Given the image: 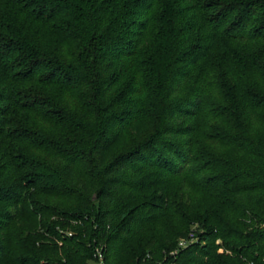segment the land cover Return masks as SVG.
Instances as JSON below:
<instances>
[{"label":"trees","instance_id":"1","mask_svg":"<svg viewBox=\"0 0 264 264\" xmlns=\"http://www.w3.org/2000/svg\"><path fill=\"white\" fill-rule=\"evenodd\" d=\"M153 218L176 231L144 240ZM100 244L104 264H264V0H0V264Z\"/></svg>","mask_w":264,"mask_h":264},{"label":"rangeland","instance_id":"2","mask_svg":"<svg viewBox=\"0 0 264 264\" xmlns=\"http://www.w3.org/2000/svg\"><path fill=\"white\" fill-rule=\"evenodd\" d=\"M153 193L157 194V193H160V191H157V188H152L151 190H147L142 194V198H140V200L145 201V200L150 199L151 195ZM182 202L185 204V207H184V212H182L181 215L186 217V215L188 214L187 207L189 205H191V203H194L195 201H194V199L185 197V199L182 200ZM32 210L33 209H31V211ZM25 219H26V221H29V217L25 216ZM38 219H42L41 215H38ZM154 219H157V218L151 219L148 222V224L144 227V230L142 232L144 240L147 238H150L153 235V233L157 229V226L160 230L167 231L170 235H172L173 232H175L177 229V222L175 220H171L168 218L161 219V220H154ZM14 230L17 234H19L22 231H24V228H23V226H21L20 223H18L15 226ZM204 231H206V228L204 227V225L201 222H199L198 220H196V221H194V223H192L190 225V230L188 231V233L187 232L186 233H187L188 239H190L189 241L194 242V241L200 240V236ZM161 235H162V233H161ZM191 238H193V240ZM182 242L183 241L180 238L178 240V248L177 249H181L184 247L185 244H182ZM221 242H222V240H221ZM222 251H223V249L220 250V252H222ZM158 263H160V261ZM172 264H176V263H172Z\"/></svg>","mask_w":264,"mask_h":264},{"label":"built area","instance_id":"3","mask_svg":"<svg viewBox=\"0 0 264 264\" xmlns=\"http://www.w3.org/2000/svg\"><path fill=\"white\" fill-rule=\"evenodd\" d=\"M69 235H72V232H68ZM193 240V238H191ZM188 237L182 239V244H185L184 247L189 245L192 241H189ZM183 247V248H184ZM104 249H105V244H100L96 247V252H95V259L90 261L88 264H104L105 262V255H104Z\"/></svg>","mask_w":264,"mask_h":264},{"label":"water","instance_id":"4","mask_svg":"<svg viewBox=\"0 0 264 264\" xmlns=\"http://www.w3.org/2000/svg\"><path fill=\"white\" fill-rule=\"evenodd\" d=\"M96 198V197H95Z\"/></svg>","mask_w":264,"mask_h":264}]
</instances>
